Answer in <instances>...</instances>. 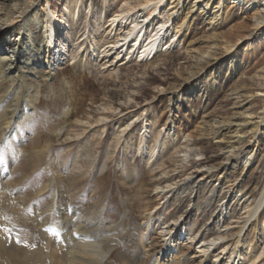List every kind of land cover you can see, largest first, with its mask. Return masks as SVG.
Here are the masks:
<instances>
[{
    "label": "bare ground",
    "instance_id": "6f19581e",
    "mask_svg": "<svg viewBox=\"0 0 264 264\" xmlns=\"http://www.w3.org/2000/svg\"><path fill=\"white\" fill-rule=\"evenodd\" d=\"M82 3L83 1L81 0H71L68 3L58 2L57 6L59 9L54 11L50 0H0V41H2L0 45L6 42L5 48L0 47V151L3 147L7 148L8 144L11 143V147L14 149V151H11L16 153L17 158H21L22 149L26 146L27 141L32 147H36L39 143H44L41 151L35 154L37 156L48 154L51 151L50 138L43 140L38 133L35 137L31 135V137L27 138V141H23L22 135L18 132H21L20 126H23L25 133H33V130H28L27 125L31 124L33 120L31 116L34 113L36 103L40 99L39 88L27 82L28 75L25 74L26 72L34 74L38 87H41L44 82L48 83L49 80L51 81L57 75V72L62 69V66L68 62H73L72 66L74 69L80 68L83 71L89 68L90 73H93L94 70L92 68L94 65L91 66L89 61L92 62L96 58L95 61L99 67H97L98 69L96 68L95 72L103 77H105L103 75L104 72H108V75L112 77L119 74L121 63L124 66L135 61L136 63L141 62L145 63L144 65H148V62L155 59L160 52L165 55L166 52L169 53L176 46H179L185 48L188 58L184 66L179 70V74H177L178 79L180 83L188 84L189 86L187 85L186 90L191 92L190 81L197 76V71H203L205 80L209 79L206 76L207 69L214 59L213 54H217V47L211 48L210 46L211 50L214 49L212 50L213 53L209 49V52L196 49L194 42L189 43L188 47L186 46L197 15H203L208 32L214 33L221 24L222 18L232 14L233 10L236 11L238 8L242 10L241 4L236 0L230 1L232 5H228L225 0H119L120 4L117 5L116 11L103 22L104 24H101L102 21L99 22V25L97 24L98 27L95 29L86 20L88 36L86 34L85 36L87 38L82 41V38H75L74 41L72 38L73 34H70L71 32L63 33V31L65 29L68 30V27L71 30V20L75 23L81 20L80 9L83 6ZM104 3H108V0H105ZM188 4L190 7L185 13V6ZM90 6L88 17L95 19L96 14L93 5ZM100 20H102V16L99 17L98 21ZM262 23L263 21L255 26L257 31H260L264 26ZM101 31L105 32V37L102 40H98L95 33H101ZM38 32H42V36H38ZM65 34H67L66 37ZM232 39L234 38L223 40L221 49L223 52L236 57L235 47L237 44ZM85 40H90V46L91 48L93 47V51L96 53L94 56L91 54L93 59L91 57L87 59L84 55L79 57L80 53L77 54L76 52L65 58V52L67 50L68 52L71 51V43L79 41L78 44H75L81 47L86 42ZM124 59L126 60L123 61ZM260 75L264 77V69ZM177 85L174 84L171 89L177 88ZM162 90L166 92L167 89L163 88ZM176 95L182 98L181 90L180 92L176 91ZM239 98H242V96ZM253 98L264 101V85L254 93ZM255 99L251 97V100ZM68 110L63 109L62 111L63 124L67 126H63L58 133H55V139L57 140L58 138L57 142L59 143L67 142L70 138H79L80 134L72 133V131H77L78 129L83 131L84 134L88 133L86 134L88 135L87 138H85L87 144L83 148L79 145L78 149L80 152L76 154L74 160L70 159L69 168L62 170L60 176L55 175L50 169L51 180L49 179L48 187L41 188V190L27 191V195L20 199L17 194L23 191V183L14 176L18 166H11L10 172L13 174L11 178V176H7L5 162L0 163V264H206L211 251L217 247V242H225L228 238L233 241L232 244L222 248L224 256L228 255L225 254L228 249L230 251L226 258L227 260L224 262V257H222L221 253L215 256L213 264H239L245 258L242 257V253L243 256L244 254L248 256L246 251L243 250L241 252L242 246L246 243L243 236L250 225V221L258 218L264 210V191L254 207L252 206L253 204L251 206L248 204L244 208V213L247 215L237 232L231 233L229 236L225 232H218L213 235L214 237H208L206 236L210 232L208 229L205 233L200 234V231L194 230L195 225L190 226L188 232L185 231L184 238H188L191 241L189 247H193L196 240L202 245L199 247L200 252H196L200 253V256L189 257L187 251L181 250L178 252L175 249L176 253L170 258L157 257V254H164L165 250L175 248L172 245L173 242L171 240L166 244L165 240L159 241L151 236L145 237L144 231L150 228L158 216L151 212L150 205L158 201L165 189L170 190L172 187L171 180L169 179L163 183L167 187H162L161 183L153 186L145 184L146 182L143 176L140 175L138 168L129 162L122 161L120 152H124L127 148L128 140L126 139V134L128 135L134 129L139 133L141 132L142 136L139 139L138 151L141 156H144L145 152L146 164L151 166L149 173L151 178L154 179L158 175L166 176L167 171L164 163L159 165L161 166L160 169H157L156 166L165 157V147L171 135L169 127L165 126L163 129L156 131V128L149 124L150 117L148 112L151 109L144 106L139 108L136 113V117L140 119L141 123L143 122L142 128L138 127L137 124L132 126L133 123L128 122L122 126L121 130H119L120 127L113 131V137L109 139V137H104V125L110 119H113V112L116 109L111 106L107 108L104 105L96 104L91 109H88L89 113L85 114L84 118H76L75 122L70 126L67 124V120L72 114ZM92 113L95 115V121L93 122L91 121L94 120L92 119ZM121 114L124 113H119V115ZM253 116V114L243 113L234 116L230 120H224V118L204 121L203 127L213 139L219 140L222 137L221 130L223 128L236 127L237 129L249 130V134L242 141L244 149L240 146L241 141L238 146L230 145L228 143V140L232 142L230 138L218 141L219 144L229 145V151L226 152L224 164L221 166L222 175H225L230 166H233L231 169L244 167L242 169L244 172L255 164L258 157L259 140L261 135H264V119L255 122V116ZM169 118L167 124L172 123ZM68 126L69 131L66 132ZM147 127H150V131H148ZM100 144H103L107 149L100 154L101 156H98L95 152ZM182 146L184 149H180ZM192 146L189 138L186 139L184 144H174L173 159H176V162H180V164L186 163L188 158L191 157ZM117 149H119L118 154ZM182 150L181 154L180 151ZM180 154L182 157H178ZM99 157L102 158L99 172L104 173L105 168L111 164L115 166L113 171L118 172L115 177L116 180L123 188L128 190L127 194L122 195V203L136 209L135 213L138 216H134L133 209H129V214L120 211L119 217L115 221L105 224L106 212L103 213V210H105L103 206L105 203L104 198L94 202L92 208L96 207L97 209L92 211L91 216L90 214L88 215V208H84L82 205V193L85 192L86 182L91 176L93 177L92 172L98 166ZM34 162V159H30L31 164ZM51 166L52 163L50 162V167H47V170L52 168ZM35 167L36 164L33 165V168ZM217 168L211 166L205 171L202 179L205 178L206 174L210 173L209 171ZM192 169L194 174L202 170L200 166ZM157 171H159V174L155 173ZM189 178V176H186L182 186H177L176 190L173 188L175 197H181L188 192L186 181ZM239 180L240 178H237L230 183L227 196L229 192L236 194L238 190L240 191L241 182ZM100 181L102 185L104 179L101 178ZM52 186H54V189ZM48 189L52 191L51 201L43 213L38 212L37 206L32 205L34 197L39 192L42 194ZM213 189H210V192ZM173 190L169 193H172ZM99 192H102V188H92L90 190L91 197L95 195V199H97ZM224 196L223 200L218 204V208L226 200L227 196ZM37 198L38 196L35 197V200ZM224 206L225 204L222 208ZM25 207L33 210L34 217H28L22 213ZM225 210L223 209V211L219 212L220 216L224 215ZM53 212L57 215V222L55 223L51 222L53 221ZM6 213L13 215L11 216V222L10 220L8 221L11 225H8V222L7 224L5 223L7 219L3 220L10 216L5 215ZM14 218L25 222V227L29 222L36 225V229L41 231L40 234L36 235L37 233L34 230L33 235L28 236L25 241L18 240L19 232L16 230L18 226L12 220ZM181 219L182 216L174 218L172 223L178 225ZM230 219H236V216L234 215L233 218L230 216ZM219 220L222 219L219 218ZM164 223L168 225L167 222L164 221ZM233 223L237 224L239 221L229 222L225 228L230 227ZM4 227L12 231H5ZM172 232L173 229H163L160 230L158 235L164 237L163 233L170 235ZM14 233L16 235H13ZM199 235L202 238L201 242L199 241ZM17 240L19 243L16 242ZM123 241H128V253L125 250L119 255L112 254V251L117 246H120ZM180 244L182 243L178 242V245ZM247 245L249 248L251 247V244L247 243ZM263 256L264 248L259 257H251L252 262ZM236 259L239 261H236Z\"/></svg>",
    "mask_w": 264,
    "mask_h": 264
},
{
    "label": "rangeland",
    "instance_id": "374dc122",
    "mask_svg": "<svg viewBox=\"0 0 264 264\" xmlns=\"http://www.w3.org/2000/svg\"><path fill=\"white\" fill-rule=\"evenodd\" d=\"M50 1L55 11L59 9L57 6L58 2L68 3L71 0ZM81 1H83V6L80 9L81 20L76 23L71 20V30L70 27H68V30L65 29L63 33L67 31L71 32L70 34H73V40L75 38H82V41L87 38L85 36L88 31L86 30V27H88L86 20H88L90 26L96 29L99 22L102 21L101 24H104L103 22L114 14L117 5L120 3L119 0H108V3H104L105 0ZM225 1L229 5L230 1L233 0ZM236 1L241 4L240 7L242 10L238 8L239 10H233L232 14L222 18L221 24L214 33L208 32V27L204 21L203 15H197L191 34L188 36L186 46L188 47L189 43L194 42L196 49L206 50L207 52H209V50L213 52L212 50L214 49L211 50V48L217 47V54H213L214 59L207 69L206 76H208L209 79L205 80L203 71H197V76L190 81V87H192L191 92H187L186 90L189 85L180 83L178 79L179 77L177 74H179V70H181L188 58L185 48L179 46H176L169 53L166 52L165 55L162 54L163 52H160L155 59L148 62V65H144L145 63L143 64L141 62L136 63L135 61L124 66H122L121 63L119 74L111 77L108 75V72H104L103 75L105 77H103L95 72L99 65L95 61L96 58L93 59L91 57V54L94 56L96 53H94L93 47L91 48L90 46V40H85L86 42L81 47L77 45L79 43V41H77L75 42L77 44L71 43V51L68 52L67 50L65 52V58L69 57L70 54H75V52L77 54L80 53L79 57L81 55H84L87 59L91 57L93 60L89 62L91 66L94 65L92 68L94 70L93 73H90L89 68L83 71H81L80 68L74 69L72 66L73 62H68L66 65L62 66V69L57 72V75L51 81L49 80L48 83L44 82L41 87H38L35 75L26 72L25 74L28 75L27 82L39 88L40 99L36 103L34 113L31 116L33 120L31 124L27 125L28 130H33V133H25L23 126H20L21 132H18L22 135L23 141H27L29 136L31 137L32 135V137H35L39 133L43 140H45V138H50L49 142H51L50 144L52 147L50 153L37 156L35 154L41 151L44 143H39L36 147H32L27 141L26 146L22 149L21 158H17L16 153L13 152L14 149L11 147V143L8 144L7 148L3 147L1 149L0 163L5 162V169H7L8 177H13V174L10 172L11 166H18L14 176L23 183V191L17 194L20 199L27 195V191L41 190V188L48 187L49 179L51 180L50 169H52L55 175L60 176L62 170H67L69 168L70 159L74 160L76 154L80 152L78 149L79 145L83 148L87 144L85 138H87L88 135L86 134L88 133L84 134L83 131L78 129L77 131H72V133L80 134L79 138H70L67 142H57L58 138L57 140L55 139V133H58L63 126H67L63 124L62 120L63 109H69L68 111L72 114L67 120L69 126L75 122L76 118H84L85 114L89 113L88 109H91L96 104L104 105L107 108L111 106L116 109L115 112H113V119H110V121L104 125V137H109V139H111L113 137V131L120 127L119 130H121L122 126L128 122L133 123L132 126L137 124L138 127L142 128L143 122L141 123L140 119L136 117V113L139 108L146 106L148 109H151V111L148 112L150 117L149 124L154 126L156 131L168 126L171 132L169 136L170 139H168L167 146L165 147V157L162 158L156 166L157 169H160L161 166L159 165L164 163L167 175H158L154 179L151 178L149 174L151 166H147L146 164L145 152L144 156H141L138 151V143L142 133L135 131V129L128 133V135H125L128 144L124 152H120V159L135 165L140 175L143 176L146 182L145 184L149 186L161 183L162 187H167V185L163 183L167 182L169 179L171 180L172 187L170 190L165 189L158 201L150 205L151 212L158 216L156 215L157 218L150 228L144 231L145 237L151 236L154 239L157 238L159 241L165 240L164 242L166 244L172 240V245L175 248L165 250L164 254H157V257L170 258V256L176 253L175 249H177L178 252L181 250L187 251L188 253H184H187L189 257L200 256V253L196 252H200L199 247L202 245L196 240L193 247H189L191 241H189L188 238H184L185 231L188 232V228L192 225H195L194 230L200 231V234L205 233L208 229L210 231L209 233L207 232L208 234L206 236L208 237H214L213 235L218 232H225L228 236L231 233L237 232L247 215L244 213V208L248 204L250 206L253 204L252 206L254 207L264 191V135H261L259 140L256 162L249 170L243 172L242 169H244V167L231 169L233 166H230L225 175H222L221 166L224 164L226 152L229 151V145L219 144L218 141L220 142V140L224 138H230L232 142L228 140V143L236 146H238L241 141L240 146L244 149L242 141L249 134V130L237 129L236 127H231L230 129L223 128L221 130L222 137L218 140L213 139L203 127L204 121L224 118V120H230L234 116L243 113L253 114L255 116H253L255 122L264 119V101L253 98L254 93L264 85V77L260 75L264 69V26L260 31L255 29L258 23L263 21L262 25L264 24V0ZM90 5H93L96 20L92 19L90 16L88 17ZM189 7V4L185 6V13ZM101 16L102 20L98 21ZM104 33L103 31H101V33L96 32L95 35L98 40H102V38L104 39L105 37ZM37 35L42 36V32H38ZM66 35L67 34H65V37ZM231 38H234L232 40L237 44L235 47L236 57L232 54L223 52L221 49V42ZM5 44L6 42H3V45H0V47L5 48ZM125 60L126 59L123 61ZM210 72L212 73L210 74ZM177 83H179V85H177ZM174 84L177 85V88L171 89ZM163 88L167 89L166 92L162 90ZM180 90L182 98L176 95V91L180 92ZM241 96L242 98H239ZM251 97L255 100H251ZM119 113L124 114L119 115ZM93 115L92 119L95 117V115ZM168 118L170 121L172 120V123L167 124ZM91 121L93 122L95 119ZM156 125L157 127H155ZM69 126L66 128V132L69 131ZM147 128L148 131H150V127ZM188 138L191 139L193 145L191 157L188 158L187 164L185 162L180 164V162H176V159L172 157L175 150L173 146L174 144H184ZM106 149L107 147L100 144L97 146L95 153L99 156L105 152ZM180 149H184V147L182 146ZM118 150L119 149H117V154ZM182 152L183 150L180 151L181 154ZM181 154L178 157H182ZM30 159H34L35 162L31 164ZM100 161H102V158L99 157L97 161L98 168L96 167L93 169V177L91 176L86 182L87 186L85 192L82 193V205L84 208H88V215L90 214L91 216L92 211L97 209L96 207L92 208L94 202L104 198L105 203L103 206L105 210H103V213L106 212L105 224L115 221L116 218L119 217L120 211L129 214V209H133L134 216H138L137 213H135L137 211L136 209L122 203V198L125 193H128V190L123 188L116 180L115 177L118 175V172L113 171L115 166L112 164L109 165L110 167H106L103 171L104 173H102L99 172V167H101L100 165L102 164ZM50 162L52 163V168L47 170V167H50ZM34 164H36L35 168H33ZM198 166H200L202 170L194 174L192 168ZM211 166L218 168L209 171L210 173L206 174L205 178L202 179L205 175V171L211 168ZM155 173L159 174V171ZM186 176L190 177L186 181L188 192L181 197H175L173 188L176 190V188L182 186ZM101 178L104 179L102 185L100 181ZM237 178H240L239 182H241L240 191L238 190L236 194L229 192L227 196L230 183ZM97 187L102 188V192H99V197L97 196L98 198L95 199V195L91 197L90 190ZM52 188L54 189V186H52ZM210 189H213L212 192H210ZM171 190H173V194L169 193ZM224 195H226L227 198L218 208V204L225 197ZM36 196H38V198L35 200ZM51 196L52 191L49 189L42 194L39 192L35 195L32 205L37 206L38 212L43 213L44 209L51 201ZM224 204L225 206L222 208ZM227 204H229V206H227ZM226 206L227 208H225ZM223 209H226L224 215L220 216L221 214L219 212L223 211ZM32 211V209H27V207H25L22 213L26 214L28 217H34ZM54 212L52 213L54 221H51L52 223L57 222V215ZM5 215H10V213H6ZM234 215L236 219H230V216L233 218ZM11 216L13 215L5 219L2 217V219L4 221L7 219V221H5L7 224L9 220L11 222ZM179 216H182V219L178 222V225L172 223V220ZM219 218L222 220H219ZM12 220L17 223L16 225L18 227H16V230L19 232L18 240L20 241H25L28 236L33 235L32 233L34 230L37 233L36 235H39L41 232L36 229V225H33L31 222H29L31 224L27 223L25 227V222L20 219L16 220L14 218ZM253 220L250 221V225L243 236L246 243L242 246V251L240 250L241 252H243V250L246 251L248 256H245V254L243 256L242 253V257L245 258L242 259L239 264H264V256L257 258L254 262H252L251 258L259 257V254L264 248V210L260 213L258 218ZM164 221L167 222L168 225H165ZM238 221L239 223H233L230 227L225 228L229 222ZM9 224L8 222V225ZM163 229H173V232L170 235H168V233H163L165 236L162 237V235L158 234L160 230ZM7 230L8 229L5 228V231ZM109 233L112 234L111 232ZM13 235L16 234L14 233ZM201 240L202 238H200L199 241L201 242ZM178 242L182 244L178 245ZM232 242L230 238L226 239L225 242H217V247L211 251L206 264H213V262H215V256L221 254L223 251L222 248L229 246ZM127 243L128 241H123L121 243L122 246H117L112 251V254L119 255V253L121 254L125 250L127 251L126 253H128L129 249H127ZM247 243L251 244L250 248ZM229 252L228 249V252L225 254L229 255ZM129 254H131V252H129ZM228 255L224 256L222 253L224 262L227 260L226 258ZM236 261L239 260L236 259Z\"/></svg>",
    "mask_w": 264,
    "mask_h": 264
},
{
    "label": "snow or ice",
    "instance_id": "6c2138e0",
    "mask_svg": "<svg viewBox=\"0 0 264 264\" xmlns=\"http://www.w3.org/2000/svg\"><path fill=\"white\" fill-rule=\"evenodd\" d=\"M16 242H17V243H19V241H18V240H17Z\"/></svg>",
    "mask_w": 264,
    "mask_h": 264
}]
</instances>
